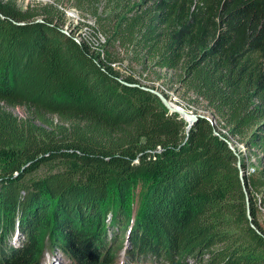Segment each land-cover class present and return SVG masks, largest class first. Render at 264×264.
I'll use <instances>...</instances> for the list:
<instances>
[{"label": "trees", "instance_id": "trees-1", "mask_svg": "<svg viewBox=\"0 0 264 264\" xmlns=\"http://www.w3.org/2000/svg\"><path fill=\"white\" fill-rule=\"evenodd\" d=\"M49 1L0 0V264L55 251L112 264L109 232L124 224L130 264H264V0ZM62 8L95 20L89 37L63 32ZM112 48L140 73L122 75ZM152 70L214 126L198 118L186 132L141 83ZM232 141L256 151L252 173Z\"/></svg>", "mask_w": 264, "mask_h": 264}, {"label": "rangeland", "instance_id": "rangeland-1", "mask_svg": "<svg viewBox=\"0 0 264 264\" xmlns=\"http://www.w3.org/2000/svg\"><path fill=\"white\" fill-rule=\"evenodd\" d=\"M50 2L49 0H16L17 5L25 9L28 5L33 3H40L42 5L47 4ZM61 10L64 11L65 16V24L61 27L63 32H67L69 35L71 34L75 39L82 40L83 37H89L90 31L89 27L94 26L95 20L87 16L79 11H77L74 8H62ZM98 41H102L101 45L102 48L105 47L107 44V36L105 35H98L97 37ZM113 49V48H112ZM109 51H111V48H108ZM114 55L117 58V63L115 64V67L119 69L120 73L122 75H126L128 73L127 69L131 68L135 72L140 73V67L134 64L130 63L129 56H127L122 49L114 48ZM171 73L170 72H159L157 70H152L149 72H143L141 76V83L147 86L154 87L157 90H162L169 101H171L174 105L182 108L183 110L187 111L191 114H201L208 118H212L209 113H205L201 105H198L195 102H192L191 97H186L182 95V91L178 90V86L176 84H169L168 81L171 79ZM160 76V78L158 77ZM144 79V80H142ZM177 90V91H176ZM189 98V99H188ZM191 99V100H190ZM11 112L17 116L19 119H23L25 117L26 111L23 108H13ZM48 118L52 119L53 123L57 122V117L55 116H47ZM234 148L237 152V155H239L240 158H243L247 161L248 165V172H251V169H255L257 167V160L255 158L256 151L255 150H247L242 144L238 143L237 141H232ZM254 153V155H253ZM47 169L46 166L40 167L38 174L42 175L44 174L45 170ZM146 181L142 178L136 179V181L133 183L132 191L127 199V203L125 208L130 209V214L133 217L132 214L136 215L137 209H140V205L143 199V195L146 188ZM264 213V211H263ZM259 214L258 221L261 227L264 229V215ZM140 216V212L138 214ZM111 217H107L105 222L111 223ZM114 228L110 229V238L114 239V235H118L120 237V240L116 243L115 242V254H114V261L112 264H130L128 263V260H126L125 252L128 248V230L124 224L119 226H113ZM16 233V232H15ZM16 235V234H15ZM13 236L14 241H12L11 245L17 244V242H22L23 238L20 239L19 236ZM48 236L46 237V239ZM11 239V240H12ZM16 240V241H15ZM138 264H144V262H141V260H138ZM135 262H132V264H137ZM42 264H71V262L64 258L59 252H47L44 254L42 259ZM184 264H201L197 263L193 260H187L184 261Z\"/></svg>", "mask_w": 264, "mask_h": 264}, {"label": "water", "instance_id": "water-1", "mask_svg": "<svg viewBox=\"0 0 264 264\" xmlns=\"http://www.w3.org/2000/svg\"><path fill=\"white\" fill-rule=\"evenodd\" d=\"M145 90L149 91L150 93H153L154 95H156L159 100L161 101L162 105L164 106V108H166L169 112L171 113H175L177 115H179L186 123H187V127H186V132L189 131L190 127L192 126V124L198 119V118H202V119H206L207 121H209L211 126H214L215 122L213 118H208L204 115L201 114H191L188 113L187 111L183 110L182 108L174 105L171 101H169L167 98H165L160 92H158L155 89H148L145 88ZM215 136H219V134L214 131L213 132ZM225 142L228 144L229 148L234 151L233 147L231 146V144L225 140ZM237 155V154H236ZM237 168L239 169V178L241 181V184L244 188V182H243V175L242 172L240 171V162H237ZM246 202L248 203V199L246 198ZM247 216L249 218V210H248V204H247Z\"/></svg>", "mask_w": 264, "mask_h": 264}, {"label": "built area", "instance_id": "built-area-1", "mask_svg": "<svg viewBox=\"0 0 264 264\" xmlns=\"http://www.w3.org/2000/svg\"><path fill=\"white\" fill-rule=\"evenodd\" d=\"M65 33H67V32H65ZM68 34V33H67ZM85 37H83V39H84ZM82 39V40H83ZM76 41H80V40H77V39H75ZM101 43H102V41H100V39H99V41H98V39H97V41L94 43V49L96 50V51H98L99 53H102V51H101ZM115 66V65H114ZM155 90H157V89H155ZM158 92H160L161 94L162 93H164L162 90H157ZM165 94V93H164ZM163 95V94H162ZM166 95V94H165ZM168 99V98H167ZM251 172H248V173H252L253 171H254V169H251L250 170Z\"/></svg>", "mask_w": 264, "mask_h": 264}]
</instances>
